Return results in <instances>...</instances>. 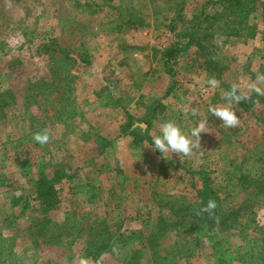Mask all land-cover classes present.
I'll return each mask as SVG.
<instances>
[{"label":"rangeland","instance_id":"1","mask_svg":"<svg viewBox=\"0 0 264 264\" xmlns=\"http://www.w3.org/2000/svg\"><path fill=\"white\" fill-rule=\"evenodd\" d=\"M186 1L165 20L138 0L146 19L136 28L115 21L120 0H0V264H264V191L239 180L260 175L246 162L250 150L264 154V101L252 103L247 89L264 75V0L242 38L190 44L186 26L210 0ZM234 83L249 97L232 105L237 127L209 115L189 156L162 157L149 145L163 122L188 131L209 105L226 106ZM147 120L149 139L137 144L126 132ZM45 129L50 140L40 145L32 137ZM61 166L70 176L56 183L58 203L39 206L35 180ZM207 172L222 208H241L230 229L172 212L198 200ZM67 218L38 237L42 220ZM160 218L177 221L161 231ZM102 222L108 245L89 255V232ZM156 230L162 237L150 239Z\"/></svg>","mask_w":264,"mask_h":264},{"label":"trees","instance_id":"2","mask_svg":"<svg viewBox=\"0 0 264 264\" xmlns=\"http://www.w3.org/2000/svg\"><path fill=\"white\" fill-rule=\"evenodd\" d=\"M137 1L138 0H120V5L116 8L117 10H119L116 14L118 20L115 19V21H119L117 22L119 25H127V27L137 28V25L144 24L146 16H143L140 10L137 11ZM210 1H206L202 5L200 14L197 19L198 21L195 26H186V32L185 34H183V37L190 39L189 44L193 43L198 39H210L211 41H218L219 39L224 38L240 39L245 36L246 30L250 31L255 28V26L252 25L253 23L251 22V19L253 18V15L260 12L256 4L257 0H213L211 6H214L215 9L209 7ZM149 2L150 5L153 6L154 9H156V15H159V17L162 16L165 20H167V17L163 16L164 11L166 12L168 9H170L175 11L176 13L178 12L181 14L184 12V7L187 4L186 0H149ZM176 5H181L183 7H181L180 9L177 8V10H175ZM123 15H127L126 18ZM0 96L1 98H3V95ZM251 99L252 103H255L259 100L264 101V96L261 97L257 94H254ZM1 100L3 101V99ZM147 124L148 127L144 130L138 126L132 129L131 127L133 123H129V126L131 125V127L128 128L131 129L127 131L126 134L134 136L135 140L137 141V144H141L140 142H143L146 138L149 139V128L151 127V121L147 120ZM250 152L251 153L246 162H248L249 160V164L250 161H252L251 168L253 166L255 167L259 165V172L261 171L260 175H258L257 177H252L250 173L242 172L239 177V180L241 179L243 181V185L246 186L249 184H255L257 191L262 192L264 191V154L262 153V155L256 156L254 150H250ZM256 162L258 163L257 165ZM63 168L64 167L61 166L59 169L61 171H56L53 176H47L46 174H44L43 176H40L35 180L34 200L37 201V204L39 206H44L45 208L51 209L55 206L56 203H58V191L56 190V183L61 182L62 179L70 176L63 171ZM247 170L250 171V166H248ZM203 180V188L197 193L198 200L184 201L181 205V210L175 209L176 205L174 207L170 206L172 208L173 214H175L177 218H179L181 216L180 212L188 210V212L184 214V217L186 219H190L189 217L192 216L194 220H196L197 218L201 221H204L207 225H205V229L208 227L209 230H212L215 228V226L223 227L224 229H230L231 227H233L234 224L238 223L237 221L241 208L238 210L230 208V212H228L229 210H225L224 208H222V198L219 194V190L213 185L212 177L209 175L208 172L203 175ZM209 200H213L216 203V208L213 210L212 214L210 215L209 213H200L199 209L203 205H206ZM74 215L75 214H73V216ZM71 219L73 218L71 217ZM66 220L67 221L64 223H53L49 219L42 220L44 222L42 227L39 229V233L37 234L38 237L57 234L58 232H60V228H62L65 224L68 223V221H70V218H67ZM72 221L74 223L71 228L79 226V228H76V231L77 229H82V224L78 219L74 218ZM176 221L174 222L173 219L170 218H160L157 223V226L159 230H161L167 226L166 224H171V222L176 224ZM96 226L91 225V228H94ZM61 230L63 233H65L63 229ZM98 230H94L95 237L92 238L91 232H89V246L87 248L88 250H90L89 255H95L94 249H97L96 246L99 245V242V246L106 247L108 245L107 239L109 238L111 232L109 229H107V225H105V222H102L101 225L98 226ZM148 237L152 240H156L157 238L162 237V233L156 230L155 232H152L150 235H148ZM133 252H138V250H134Z\"/></svg>","mask_w":264,"mask_h":264},{"label":"clouds","instance_id":"3","mask_svg":"<svg viewBox=\"0 0 264 264\" xmlns=\"http://www.w3.org/2000/svg\"><path fill=\"white\" fill-rule=\"evenodd\" d=\"M208 85L215 89L219 86V82L215 77L210 78L207 81ZM264 84V75L257 77V80L247 84L249 92H254L258 96L264 95V88L260 86ZM223 100L226 102V106H208V115L199 120L196 126L190 130H183L175 121L168 120L160 125L158 134L152 135L151 143L149 145L156 151H158L162 157L165 154H177L179 156L191 155L194 148L200 143L201 133L207 132L206 127L209 121V115L214 116L222 121V124L226 128H235L239 125V118L237 111L232 107L233 104H240L241 101L247 100L249 97L246 93L240 91V86L236 83L232 84L230 90L223 93ZM193 116L197 115L195 107H193ZM142 129H146L147 125L142 124ZM33 140L40 145H45L50 140V133L45 129L37 131L33 134ZM148 146V145H147ZM216 208V203L213 200H209L206 205H203L200 209V213L212 214ZM199 214V213H198ZM80 264H87L85 258L80 259Z\"/></svg>","mask_w":264,"mask_h":264}]
</instances>
